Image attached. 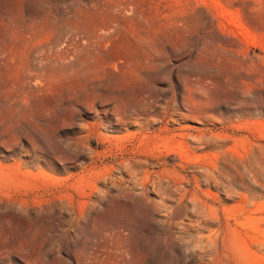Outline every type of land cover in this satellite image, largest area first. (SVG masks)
Segmentation results:
<instances>
[{
  "label": "rangeland",
  "instance_id": "rangeland-1",
  "mask_svg": "<svg viewBox=\"0 0 264 264\" xmlns=\"http://www.w3.org/2000/svg\"><path fill=\"white\" fill-rule=\"evenodd\" d=\"M0 264H264V0H0Z\"/></svg>",
  "mask_w": 264,
  "mask_h": 264
}]
</instances>
